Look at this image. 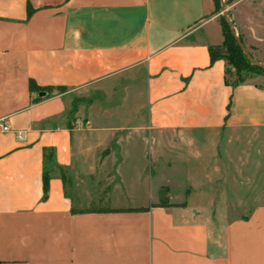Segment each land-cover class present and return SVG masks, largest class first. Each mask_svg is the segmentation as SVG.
<instances>
[{
	"label": "crops",
	"instance_id": "0c3cea01",
	"mask_svg": "<svg viewBox=\"0 0 264 264\" xmlns=\"http://www.w3.org/2000/svg\"><path fill=\"white\" fill-rule=\"evenodd\" d=\"M214 11L0 0V264H264V88L210 62Z\"/></svg>",
	"mask_w": 264,
	"mask_h": 264
},
{
	"label": "rangeland",
	"instance_id": "374dc122",
	"mask_svg": "<svg viewBox=\"0 0 264 264\" xmlns=\"http://www.w3.org/2000/svg\"><path fill=\"white\" fill-rule=\"evenodd\" d=\"M217 4V10L214 13L216 20L213 22L214 26L221 34V43L223 41L222 33H221V21L224 20L223 14L230 20L235 35L238 39H241V43L243 44L244 48L246 49L247 53L252 57L253 60L264 65V0H215ZM223 9H225L224 12ZM231 71V75L227 76V79L230 82L234 81V71L231 68H228ZM244 77V83L254 84L261 88H264V71L259 73H251V74H242ZM256 154L254 151H249L247 156H243L241 159L249 160V162L255 161ZM201 164V163H200ZM203 165H199V162L195 165L187 164V167L190 168L191 166H195L200 169L198 172V177L204 174L203 169L206 170L208 167L202 161ZM197 165V166H196ZM156 166L150 165V169L155 171ZM202 170V171H201ZM209 174V173H208ZM178 185H182L181 182L177 183ZM199 186L205 188L207 183H198ZM211 185H213L211 183ZM199 187V188H201ZM218 191V188H217ZM202 192H206L203 191ZM219 192V191H218ZM199 194H195L191 197V204H196L201 211V218L204 220L209 221L211 216L210 213L212 209L207 205L205 200H202ZM219 195V194H218ZM100 197V196H99ZM96 201L99 198L95 199ZM103 200V196L101 197ZM98 206H102V203H96ZM238 216H243L240 213H230V214H215L214 217L221 219L224 217L226 220L228 218H235Z\"/></svg>",
	"mask_w": 264,
	"mask_h": 264
},
{
	"label": "trees",
	"instance_id": "16d2710c",
	"mask_svg": "<svg viewBox=\"0 0 264 264\" xmlns=\"http://www.w3.org/2000/svg\"><path fill=\"white\" fill-rule=\"evenodd\" d=\"M217 8V4L215 1V11ZM221 33L223 41L220 45L217 46H209L208 52H209V58L210 62L213 63L217 60H221L225 63L226 69H225V78L226 83L231 84L232 86H237L244 83V77L242 74H251V73H259L263 72L264 70H261L257 67L252 66L244 57L242 52L240 51L238 45L236 44V41L234 40L233 35L230 33L225 21L222 19L221 21ZM241 41V39L239 38ZM228 68H231L234 71V81L230 82L227 79V76L231 75V71L228 70ZM32 89V85H31ZM48 183H49V176L44 173L43 179H42V189H43V200L47 198V192H48ZM168 188L162 187L160 188L158 192V200L157 203L152 205V207H158V208H169L172 207L168 200Z\"/></svg>",
	"mask_w": 264,
	"mask_h": 264
},
{
	"label": "water",
	"instance_id": "95a60500",
	"mask_svg": "<svg viewBox=\"0 0 264 264\" xmlns=\"http://www.w3.org/2000/svg\"><path fill=\"white\" fill-rule=\"evenodd\" d=\"M225 9H223L222 12H224ZM224 16V21L230 31V33L233 35L234 40L236 41V44L238 45L240 51L242 52V54L244 55V57L246 58V60L254 67H257L261 70H264V65H261L260 63L256 62L255 60L252 59V57L247 53L246 49L244 48L243 44L241 43V41L238 39V37L235 35L234 32V28L230 22V20L223 14ZM41 96H43V94H41Z\"/></svg>",
	"mask_w": 264,
	"mask_h": 264
},
{
	"label": "built area",
	"instance_id": "2783aa9c",
	"mask_svg": "<svg viewBox=\"0 0 264 264\" xmlns=\"http://www.w3.org/2000/svg\"><path fill=\"white\" fill-rule=\"evenodd\" d=\"M10 132V128L6 122L3 120H0V133H8ZM19 139H22L21 137L17 136Z\"/></svg>",
	"mask_w": 264,
	"mask_h": 264
}]
</instances>
